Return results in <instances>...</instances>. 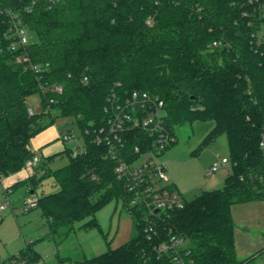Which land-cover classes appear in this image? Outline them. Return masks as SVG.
I'll use <instances>...</instances> for the list:
<instances>
[{"label":"trees","instance_id":"1","mask_svg":"<svg viewBox=\"0 0 264 264\" xmlns=\"http://www.w3.org/2000/svg\"><path fill=\"white\" fill-rule=\"evenodd\" d=\"M245 1L0 0V180L23 170L33 137L57 118H71L83 148L76 157L61 153L68 162L46 175L58 190L38 197L31 210L40 211L56 247L77 224L95 228V213L111 200L121 202L133 221L134 235L126 243L78 264H174L156 250L173 235L184 240L183 264H250V258L237 259L231 216L234 205L264 200V49L250 45L241 17ZM7 12L35 37L17 50L27 62L15 63L9 49ZM133 91L163 101L173 133L185 124L212 121L203 144L224 134L229 151L223 187L154 216L152 236L144 231L145 209L128 205L108 147L92 140L93 129L105 124L107 99ZM35 94L39 108L30 114L27 98ZM141 136L133 133L127 148ZM37 168L18 183L28 187L25 195L45 177L36 178ZM38 259L29 244L0 264Z\"/></svg>","mask_w":264,"mask_h":264},{"label":"rangeland","instance_id":"2","mask_svg":"<svg viewBox=\"0 0 264 264\" xmlns=\"http://www.w3.org/2000/svg\"><path fill=\"white\" fill-rule=\"evenodd\" d=\"M28 37L30 41L35 40L32 34H28ZM27 103L34 112L38 110L39 98L36 94L28 97ZM52 115L57 116L54 112ZM53 125L61 133H68L76 139L68 142L59 139L65 150L70 151L77 145L83 148L82 134L73 119L57 118ZM212 127V121L176 127V143L155 158L164 165L170 186L182 202L194 199L203 191L222 188L230 173V164L226 163L220 165L216 172L208 174L211 164L217 162L218 157L229 159L224 134L203 144V139ZM46 133L51 137L54 135L53 131L47 130L41 136ZM34 154L40 159L41 166L37 168L36 178L45 177L40 179L33 194L25 195L26 185L20 186L22 183L7 193L2 188L3 178L0 180V205L9 203L5 210L0 211V259L17 255L31 244L39 259L29 264H78L108 248L115 249L134 235L133 221L127 209L121 202L111 200L95 213V228L84 230L77 224L67 240L56 247L40 211L34 209L25 213L22 204L28 197H40L58 190L54 179L46 175L50 170L64 166L68 157L64 153L60 154L50 164L40 149ZM21 171L33 173L32 168ZM231 216L237 259L250 258V264H264V200L234 205L231 207Z\"/></svg>","mask_w":264,"mask_h":264},{"label":"built area","instance_id":"3","mask_svg":"<svg viewBox=\"0 0 264 264\" xmlns=\"http://www.w3.org/2000/svg\"><path fill=\"white\" fill-rule=\"evenodd\" d=\"M55 1V0H54ZM9 17L8 36L11 41L9 49L13 53L17 64L27 62L24 54H17V50L29 44L27 29L20 19L7 12ZM241 17L244 19L245 29L248 31L250 45L255 50L264 49V0H246L243 4ZM219 44L213 42L212 46ZM36 70V67H30ZM86 82V78H84ZM54 90L61 91L60 86ZM33 113V109H28ZM106 115L105 124L92 131V140L96 144L108 147V156L115 163L114 172L124 181L129 193L128 205L137 209L144 208V231L148 236L156 234L152 219L154 216L166 214L171 210L180 209L183 202L178 194L169 188L170 183L164 165L155 160L166 149L176 143V137L166 124V111L164 103L157 96L146 92L133 91L121 98L112 94L107 99L104 107ZM142 134L139 141L129 150L127 144L133 133ZM85 134H89L88 130ZM131 135V136H130ZM83 138V135H81ZM62 142L76 140L68 133H61ZM260 148L264 154V133L262 134ZM82 148L76 146L70 150L72 157L80 154ZM229 163L228 158H219L211 164L208 174L214 173L222 164ZM40 164V159L33 153L25 162L23 169L33 168ZM94 178V177H93ZM38 197H28L22 204L23 212H28L37 205ZM6 202L0 205V211L6 209ZM150 238V237H149ZM184 240L179 236H170L167 241L161 242L156 250L160 254L167 253L174 264H183L179 257V250L183 247Z\"/></svg>","mask_w":264,"mask_h":264},{"label":"crops","instance_id":"4","mask_svg":"<svg viewBox=\"0 0 264 264\" xmlns=\"http://www.w3.org/2000/svg\"><path fill=\"white\" fill-rule=\"evenodd\" d=\"M55 127V128H53ZM51 130L53 131V137H51L50 134H45L43 137L41 136L45 131ZM61 134L59 128L57 126L51 125L45 130L41 131L39 134H37L35 137H33L30 141V149L33 153H36L37 150H41V153L43 154L44 159L47 161V163H50L54 160L56 156H59L65 149L63 144L59 142V135ZM52 156V157H51ZM48 157H51L50 159H46ZM32 174H29V172L26 171H20L13 175H8L3 177L2 182V188L7 190V193L10 191V189H14L15 185L19 182H22L27 177H29ZM20 185V184H19ZM18 185V186H19ZM20 186L25 187V184H21ZM26 188H28L26 186ZM26 191V190H25ZM30 194H33L32 192ZM104 253V252H103ZM97 256V255H95ZM9 257V256H8ZM94 257V256H92ZM91 258V257H89Z\"/></svg>","mask_w":264,"mask_h":264}]
</instances>
